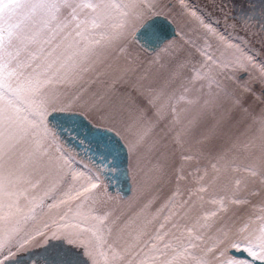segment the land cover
Here are the masks:
<instances>
[{
	"label": "snow or ice",
	"instance_id": "1",
	"mask_svg": "<svg viewBox=\"0 0 264 264\" xmlns=\"http://www.w3.org/2000/svg\"><path fill=\"white\" fill-rule=\"evenodd\" d=\"M0 264H264V0H0Z\"/></svg>",
	"mask_w": 264,
	"mask_h": 264
},
{
	"label": "water",
	"instance_id": "2",
	"mask_svg": "<svg viewBox=\"0 0 264 264\" xmlns=\"http://www.w3.org/2000/svg\"><path fill=\"white\" fill-rule=\"evenodd\" d=\"M125 190H127V189H125Z\"/></svg>",
	"mask_w": 264,
	"mask_h": 264
}]
</instances>
